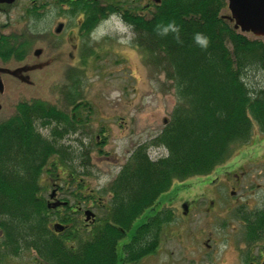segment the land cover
<instances>
[{
  "label": "trees",
  "instance_id": "trees-1",
  "mask_svg": "<svg viewBox=\"0 0 264 264\" xmlns=\"http://www.w3.org/2000/svg\"><path fill=\"white\" fill-rule=\"evenodd\" d=\"M111 6L107 12L99 4V22L109 13L123 16L147 64L175 90L177 105L153 141L168 155L152 160L147 146L138 147L111 184L110 213L104 222L89 233L76 223L70 229L72 218L59 216L66 229L54 233L48 227L49 213L56 210L45 204L41 181L51 172L53 156L67 167L71 146L58 141L88 121L82 111L89 104L74 96L82 78L69 73L72 87L65 98L70 113L42 100L22 102L14 116L0 121V239L10 255L33 250L40 264L138 263L157 251L160 232L172 216L156 211L134 226L173 183L210 175L229 157L230 147L251 142L255 128L264 133V90L251 91L244 81L248 67L264 69V42L234 29L222 15L226 0H162L148 18ZM197 33L208 38L206 47L196 40ZM37 123L51 128L50 139L38 131ZM50 166L58 170L56 162ZM31 217L34 226L23 234L19 222L27 224ZM257 218L251 222L254 235L257 229L264 231V213ZM132 228L129 241L120 246ZM2 256L0 252V264Z\"/></svg>",
  "mask_w": 264,
  "mask_h": 264
},
{
  "label": "rangeland",
  "instance_id": "rangeland-1",
  "mask_svg": "<svg viewBox=\"0 0 264 264\" xmlns=\"http://www.w3.org/2000/svg\"><path fill=\"white\" fill-rule=\"evenodd\" d=\"M99 2L125 4L122 12L132 7L126 0ZM140 3L145 5L147 2ZM139 5L132 10L145 12ZM118 14L109 13L99 23L97 68L93 69L94 62L89 59V70L69 71V67L79 60L78 57L69 59L68 50L62 45L58 48L62 58L55 66L45 71L28 73L31 69H27L19 73V76L28 73L31 84L25 85L27 78L18 83L15 79L19 77L2 75L0 121L15 115L22 102L33 100L48 102L70 113L72 107L65 98L72 87L69 73L79 74L83 81L80 89L72 91L77 101L89 104L82 111L88 121L81 130L58 141L64 147L71 145L67 167L53 156L48 165L51 172H45L41 181L45 187L42 198L47 206L53 201L52 194L56 193L57 200L69 203L71 209L65 211V207H61L49 213L52 222L48 227L54 233V224L66 226L59 216L72 218L71 226L76 223V228L89 233L97 223L104 222L110 213L111 184L138 147L147 146L152 160L168 155L164 146H156L153 141L162 133L177 105L175 90L164 74L147 64L146 55L134 44L135 33ZM222 15L231 16L228 3ZM236 31L251 40L264 42L262 37ZM244 81L251 91L264 90V69L256 65L248 67ZM36 125L45 137L51 133V128ZM253 133V139L247 145L230 147L229 157L210 175L175 181L156 206L145 212L134 228L156 210L170 214L172 220L160 232L157 251L135 264H248L246 254L260 258V253H264V231L257 244H246L248 222L242 218L246 216L253 220L264 211V133L257 128ZM75 140L82 142L75 143ZM53 162L57 163L56 171L50 166ZM52 172L55 176H51ZM87 210L95 214L94 222L89 224L84 213ZM19 223V230L26 234V229L34 226V219L31 217L27 224ZM134 228L120 246L129 241ZM0 252L4 256L2 264H40L33 250L21 251L17 256L8 254L1 239Z\"/></svg>",
  "mask_w": 264,
  "mask_h": 264
},
{
  "label": "flooded vegetation",
  "instance_id": "flooded-vegetation-1",
  "mask_svg": "<svg viewBox=\"0 0 264 264\" xmlns=\"http://www.w3.org/2000/svg\"><path fill=\"white\" fill-rule=\"evenodd\" d=\"M126 1H128L126 4H131L129 6L134 8L140 4L145 12L136 11L137 9L133 11L132 7H130L132 11H129L146 18L150 17L157 2V0ZM140 1L147 3L141 5ZM99 4L109 12L111 2L101 4L99 0H0V66L12 70L25 67L31 69L28 73L45 71L61 61L62 54L58 48L64 45L68 50L69 59L76 60L75 58L78 57L79 60L77 64L69 67V71L89 70L87 67L89 59L94 62L93 69L97 68L99 66V36H97L99 35ZM111 7H125V4L115 2ZM121 19L127 24L123 16ZM32 67L35 69L33 70ZM28 73L22 74L20 76L22 78L15 80L21 83L24 77H31ZM25 85L29 84L26 82ZM47 135L46 137L50 139L51 133ZM214 180L215 178L212 181ZM258 216L259 213L253 220L246 216L242 217L248 222L245 229L246 244H257L263 236L261 230L257 229L256 235L252 232L251 222L258 220ZM246 257L248 264H264L263 252L260 253V258L249 257L248 254Z\"/></svg>",
  "mask_w": 264,
  "mask_h": 264
},
{
  "label": "water",
  "instance_id": "water-1",
  "mask_svg": "<svg viewBox=\"0 0 264 264\" xmlns=\"http://www.w3.org/2000/svg\"><path fill=\"white\" fill-rule=\"evenodd\" d=\"M160 0H157L159 2ZM228 8L231 12V17L229 19L235 22L234 28L236 30H241L244 33H252L257 37L264 38V0H228ZM27 71V69H7L0 67V90L4 88V84L2 81L3 74H10L15 77H19V73ZM27 78V77H26ZM26 78H23L26 80ZM28 82V78L26 80ZM54 197V194L52 195ZM66 205L61 201H55L52 204H49V208H56L60 205ZM86 221H90L91 218H94L95 215L92 211L87 210L85 212ZM54 229L56 232H63L65 227L56 223L54 225Z\"/></svg>",
  "mask_w": 264,
  "mask_h": 264
},
{
  "label": "clouds",
  "instance_id": "clouds-1",
  "mask_svg": "<svg viewBox=\"0 0 264 264\" xmlns=\"http://www.w3.org/2000/svg\"><path fill=\"white\" fill-rule=\"evenodd\" d=\"M171 27V25H169ZM196 40L200 43L202 47H206L208 44V38L205 36H202L200 33L196 34Z\"/></svg>",
  "mask_w": 264,
  "mask_h": 264
}]
</instances>
